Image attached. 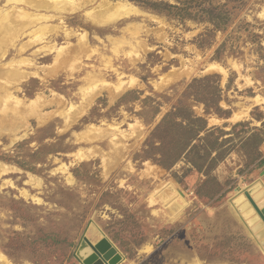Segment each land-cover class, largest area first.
Segmentation results:
<instances>
[{"label":"rangeland","instance_id":"rangeland-1","mask_svg":"<svg viewBox=\"0 0 264 264\" xmlns=\"http://www.w3.org/2000/svg\"><path fill=\"white\" fill-rule=\"evenodd\" d=\"M40 1L0 0V163L15 168L0 174V252L12 264H90L76 256L87 236L109 240L115 264H264V240L236 203L243 196L264 228L245 194L264 206V0H246L204 47L201 34L212 25L196 9L181 19L144 0ZM121 3L137 11L92 19ZM214 62L226 71H206ZM183 63L194 75L156 88ZM208 75H219L210 81L221 88L220 114L184 97L194 78ZM131 78V88L106 85ZM54 92L67 101L59 111L47 103ZM9 95L27 104L41 98L51 116L43 124L34 113L23 118ZM181 98L220 129L195 141L205 158L207 145L221 143L219 161L209 163L213 152L201 171L184 157L164 167L146 146Z\"/></svg>","mask_w":264,"mask_h":264},{"label":"trees","instance_id":"trees-1","mask_svg":"<svg viewBox=\"0 0 264 264\" xmlns=\"http://www.w3.org/2000/svg\"><path fill=\"white\" fill-rule=\"evenodd\" d=\"M245 1L228 0L224 3H217L215 0H183L173 4L169 1L144 0V3L161 13L181 19L191 18L194 9H196L197 14L200 15V20L212 25L205 33L201 34L205 42L199 43V46L204 47L213 43V37L217 31L225 32L232 26L237 18V12L242 11ZM220 48L221 46L217 50L218 53H221ZM214 77H219V75L194 78L188 85L184 97L188 96L196 102L203 103L206 113L215 111L220 114V112H223L220 106L221 88L218 82L211 83L210 80ZM217 81H219V78ZM218 129L215 126L209 127L207 118L196 113L193 105L181 98L173 104L171 111L156 126L152 138L146 142V146L153 154L160 156L158 161L164 167L175 165L184 157L201 171L213 152H217V155L211 157L209 163L216 164L219 161V156L222 154L219 151L221 143L216 137L211 145H207L205 158L200 155L202 145L195 141H206L208 136L214 134ZM202 132L206 134L201 136ZM163 133L165 135H160ZM260 141L262 140L260 139ZM261 164L264 165V159Z\"/></svg>","mask_w":264,"mask_h":264},{"label":"bare ground","instance_id":"bare-ground-1","mask_svg":"<svg viewBox=\"0 0 264 264\" xmlns=\"http://www.w3.org/2000/svg\"><path fill=\"white\" fill-rule=\"evenodd\" d=\"M28 1H30V0H28ZM58 1V0H57ZM59 1H61V0H59ZM32 4H34V5H43L44 3H41V1L39 0V1H33L32 0V2H31ZM78 3V2H77ZM61 4V3H60ZM104 4V3H103ZM45 5V4H44ZM30 6V5H29ZM37 6H35V8L37 7ZM60 6V5H59ZM47 7V6H46ZM54 7V6H53ZM106 9H104L103 11L104 12H101V14H99V16L98 17H96V16H92V19H94L95 21H98V19H101V22L102 21H110V20H112V19H114L115 17H118V16H121V15H123V14H129V13H132V12H135V11H137L136 9H134L133 7H131L130 6V4H127V3H124V4H119L118 6L117 5H112V4H107V5H105L104 6ZM102 8V7H101ZM63 11H65L66 9L65 8H61ZM16 11H18V12H21V13H24V11L23 10H16ZM11 12V11H10ZM12 13V12H11ZM90 14V13H89ZM96 14V13H95ZM92 15V14H91ZM25 17V16H24ZM47 18V17H46ZM114 22V21H113ZM23 25V24H22ZM18 25H16V27H17ZM19 26H20V24H19ZM19 28V27H18ZM22 34V33H21ZM83 35V39L82 40H86V34H82ZM163 36V35H162ZM82 45H83V43H82ZM87 45V44H86ZM55 46V45H54ZM53 46V47H54ZM46 47H48V46H46ZM53 47L51 46V47H49L50 49H53ZM66 47V46H65ZM82 47V46H81ZM69 47L67 46V49H68ZM57 49V48H56ZM84 49V48H83ZM63 50H64V48H60L58 51H60V52H58V55H57V57H64L65 58V56L68 54H64V53H61V51L63 52ZM76 50V49H75ZM74 50V53L76 52ZM78 50H79V52H80V49L78 48ZM78 50H77V53H78ZM71 52H72V50H70ZM66 52V51H65ZM70 52V53H71ZM69 53V54H70ZM76 53V54H77ZM81 53V52H80ZM86 53V52H85ZM73 54V53H72ZM64 55V56H63ZM85 55V54H84ZM71 56V55H70ZM78 56H80V55H78ZM68 58H69V55L67 56ZM73 57V58H72ZM71 58L72 59H74L75 57H74V55L72 56ZM68 58H66V60L68 59ZM70 58V59H71ZM76 59V58H75ZM61 60V59H60ZM63 60V59H62ZM59 62H61V61H59ZM56 63V62H55ZM61 64V63H60ZM12 65H14V64H12ZM59 65V64H58ZM55 66V65H54ZM53 66V67H54ZM76 66V65H75ZM42 67V66H41ZM40 67V68H41ZM44 68H45V66H43ZM206 67V71H208V72H214V71H217V72H220V71H226V69L222 66V65H220V64H218V63H210L209 65H206L205 66ZM195 68V67H194ZM194 68H192V67H190L188 64H182V66H180V67H175V68H173L171 71H169L168 73H166L165 75H163V76H161L160 77V79L156 82V88L157 89H162V88H164V87H166V86H168L169 84H171L172 82H175V81H178L179 79H181L182 77H188V76H192V75H194L193 74V72H194ZM198 68V67H197ZM199 69V68H198ZM198 71V70H197ZM4 73V72H3ZM7 73L10 75V76H12V78H13V71H12V74H10L9 73V71H7ZM192 74V75H191ZM7 77H8V75H7ZM7 77H6V81H7ZM5 79V78H4ZM9 79L10 78H8V81H9ZM1 80V79H0ZM2 82H3V79L1 80ZM5 81V80H4ZM11 81V80H10ZM134 81H136V79L134 78H131V79H129V80H122V81H120V83L116 86H113V85H111V84H107L106 83V85H107V87H112L111 89L112 90H114V91H116V89L117 90H122V88H131V86L134 84ZM13 82V81H12ZM91 82V81H90ZM4 84H6L5 82H3ZM8 83V82H7ZM138 83V82H137ZM136 84V83H135ZM103 85V84H102ZM105 85V84H104ZM103 85V86H104ZM104 89H105V87H103ZM102 88V89H103ZM100 89V88H99ZM102 89H100V90H102ZM4 91V90H3ZM97 91V90H96ZM113 91V92H114ZM112 92V94H114ZM120 92H122V91H120ZM93 93H95V92H93ZM92 93V94H93ZM10 94V93H9ZM88 95H91L90 93L88 94ZM117 95V94H116ZM1 96V95H0ZM93 97H95L94 95H92ZM91 96V97H92ZM9 98H13V100H16L15 102L18 104V105H21L20 106V109L22 110V108H23V110L22 111H18V109L16 108V111H17V114H18V112H19V114L18 115H22L21 117H23V118H25V117H27L30 113H34V114H36L37 115V117H38V119H39V123H41V124H43V123H45L47 120H48V117H50L51 115H45V113H44V115L42 114V112H41V110H42V107L45 105L46 106V103H45V101L44 102H42V100H41V98H38V99H35L34 98V100H32V101H30V103L29 104H27V103H25V101L23 100H20V99H18V98H15V97H13V96H11V95H9L8 96ZM40 97V96H39ZM88 97V96H87ZM90 97V98H91ZM92 97V98H93ZM3 98H4V96H3ZM91 98V99H92ZM49 99V98H48ZM86 99V98H85ZM7 100V99H6ZM2 101V100H1ZM12 101V100H11ZM11 101H10V103H11ZM52 101V103L53 102H57L58 103V111H59V109L61 108V105H64L67 101L65 100V97H63L61 94H58V93H55L54 92V97L52 98V100H50V101H47V103L49 102V104H50V102ZM66 101V102H65ZM93 101V100H92ZM91 101V102H92ZM89 102H90V100H89ZM87 100L85 101V103L84 104H82V105H85V104H89L90 105V103H89ZM9 103V102H8ZM7 103V104H8ZM9 103V104H10ZM1 104H2V102H1ZM7 104H6V106H7ZM49 104H48V106H49ZM17 105V106H18ZM51 105V104H50ZM57 105V104H56ZM3 106H5V104H3ZM11 106V105H10ZM65 106V105H64ZM72 106V105H71ZM8 107V106H7ZM12 107V106H11ZM19 107V106H18ZM86 107V106H85ZM81 108H84V107H81ZM81 108H79V107H77V106H73L72 107V111L75 109L77 112H83V111H81V110H79V109H81ZM11 109V108H10ZM13 109V108H12ZM61 110V109H60ZM71 110V109H70ZM69 110V111H70ZM74 110V111H75ZM86 110V109H85ZM13 111V110H12ZM15 111V110H14ZM71 111V112H72ZM68 112V111H67ZM71 112L69 113V118L72 116V114H71ZM77 112H76V115H77ZM70 114H71V116H70ZM31 115V114H30ZM74 115V114H73ZM78 116V115H77ZM79 116H80V113H79ZM78 116V117H79ZM72 119L73 118H75V117H71ZM77 118V117H76ZM238 118V115H235L232 119H237ZM75 120H77V119H75ZM72 121V120H71ZM70 123V122H69ZM73 123V122H72ZM215 123V122H214ZM66 124H67V122H66ZM110 127V126H109ZM108 129V128H107ZM116 131V130H115ZM117 132V131H116ZM114 141V140H113ZM85 153V152H84ZM87 153V152H86ZM91 152H88L87 154H90ZM79 155H81V154H79ZM91 155V154H90ZM78 158V157H77ZM89 158V157H88ZM111 158V157H110ZM106 165V164H105ZM11 169H15L14 167H10V166H7V165H3V164H1L0 163V174H4L5 172H7L8 173V171L9 170H11ZM258 196V195H257ZM259 197V196H258ZM236 203H238V205H239V209H241L242 210V213H243V215H242V217H244L245 218V220L247 221V223L249 224V225H251L252 226V229L254 230V234L255 233H258L260 236H261V238H263V240H264V228H263V224H262V222L260 221V219H259V216L255 213V211L252 209V207L250 206V204H249V202L248 201H246V199L243 197V196H239L237 199H236ZM102 239V238H101ZM89 250H86L85 252H84V250L82 251L83 252V255L85 254V253H87ZM106 256L108 257V259H110L111 257H112V260L115 258H113V254H112V252H107L106 253ZM100 259V258H99ZM0 263H2V264H12L10 261H9V259L6 257V255H4V254H2L1 252H0ZM91 264V263H90Z\"/></svg>","mask_w":264,"mask_h":264},{"label":"water","instance_id":"water-1","mask_svg":"<svg viewBox=\"0 0 264 264\" xmlns=\"http://www.w3.org/2000/svg\"><path fill=\"white\" fill-rule=\"evenodd\" d=\"M245 194L248 197L250 203L253 205L255 210L259 213L260 217L264 221V206L261 207V205L257 201L258 196L253 195V193L250 190H246ZM242 219H243L244 223L246 224V226L250 229V231L252 233H254V230L247 223L245 218L242 217ZM83 250H84V252L86 250H89V251L83 255V252H82ZM115 251L116 250L113 247V245L111 244V242L109 240H107L106 238H103L99 242L94 243L89 237L84 236L83 241L81 242V244L79 245V247L77 249L76 256L82 262L86 261L87 263H91L96 258V256H103V254L106 255L107 252H112V254H114ZM117 260H119V256H116L113 260H111V263L115 264V263H117ZM83 263L85 264V262H83ZM91 264H93V263H91ZM96 264H102V261H97Z\"/></svg>","mask_w":264,"mask_h":264}]
</instances>
